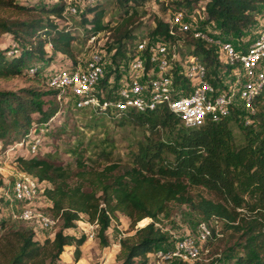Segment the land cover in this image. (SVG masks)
Returning <instances> with one entry per match:
<instances>
[{
  "label": "trees",
  "instance_id": "16d2710c",
  "mask_svg": "<svg viewBox=\"0 0 264 264\" xmlns=\"http://www.w3.org/2000/svg\"><path fill=\"white\" fill-rule=\"evenodd\" d=\"M147 1L118 0L121 17L113 25L110 19L103 20L106 8L98 0L86 3L80 21L73 24L69 19L72 14L64 12L63 0H0V9H15L27 16L24 19L0 16V34L9 32L20 47L18 53L0 49V77L21 75L26 72L24 67L28 61L37 59L49 63L45 80L54 66L53 53L67 56L75 63L78 60L75 42L81 41L83 45L91 35L99 32H107L110 40L105 47L107 52H112L113 63L133 52L132 46L142 33L167 37L169 24L155 13L143 24L145 30L141 28V20L135 22L137 6ZM200 1L169 0L163 9L164 12L188 10ZM261 1L204 0L203 22L216 20V26L227 39L230 34L238 35L254 23ZM80 25L85 26L82 40L76 34ZM186 38L185 47L194 46V51L202 54L207 65L214 69L217 64L214 47L207 48L199 38ZM35 71L34 78L42 80L40 69L36 67ZM56 91L32 86L0 89V138L7 144L12 142L13 136L20 135L21 140L32 125L48 121L58 111V102L49 97L55 98ZM69 104L74 107L71 100ZM254 106L252 123L242 126L241 141L228 122L231 118H239L235 115L188 127L166 108L127 111L118 123L143 127L145 136L136 140L130 163L123 166L109 162L111 150H106L105 146L99 154L108 164L101 168H85L78 148H68L76 159L78 171L73 170L71 163H57L40 154L16 155L13 161L17 169L49 183L43 187L42 194L50 201L46 209L58 219L59 227L51 237L41 241L35 237L33 228L8 227V221L0 215V264H54L68 246L73 247V258L77 261L88 236L84 232L77 236L65 229L75 227L84 215L88 222L97 220L99 242L108 248L109 213L116 212L128 216L130 223L148 219L132 237L120 239L118 253L119 264H146L149 252L169 244L166 243L168 235L156 222L171 201L187 204L203 219L215 216L221 224V232L232 230L245 237L242 244H235L226 251L233 253L237 246L244 249V254L235 257L232 264H264V254H259L264 250V225L261 229L256 228L254 221L247 225L248 221L238 210L247 204V196L254 199V207H264V92ZM178 121L182 127L174 131ZM51 124L48 131L53 132L56 121ZM253 124L257 129L252 128ZM168 128L172 130L165 132ZM116 169L119 172H115ZM73 175H78V180L72 181ZM2 183L0 179V186ZM214 231L212 228V236L206 243L222 236ZM259 235L263 237L258 239ZM178 264L191 262L179 260Z\"/></svg>",
  "mask_w": 264,
  "mask_h": 264
},
{
  "label": "built area",
  "instance_id": "2783aa9c",
  "mask_svg": "<svg viewBox=\"0 0 264 264\" xmlns=\"http://www.w3.org/2000/svg\"><path fill=\"white\" fill-rule=\"evenodd\" d=\"M63 1L66 14L79 12L76 0ZM260 4L262 8L256 12L254 23L245 29L247 35L243 31L230 34L227 39L216 25L207 28L204 23L197 27L187 9L168 10L162 17L169 24L167 37L142 33L132 46L133 52L115 63L112 52L104 47L93 49L84 62L80 58L75 63L68 59L52 69L44 87L57 90L55 98L60 102L71 100L75 108L109 118L121 117L130 110L148 112L166 108L188 127L233 115L243 120L244 125L251 124L254 102L264 92V0ZM100 33L91 35L88 43L93 44ZM186 37L199 38L207 48L214 47L217 62L214 69L207 65L202 54L194 51V46L185 47ZM35 69L29 67L30 71ZM56 113L44 124L32 125L17 142L21 145L17 155L42 153V135L51 128ZM17 174L10 190L9 199L15 202L11 216L35 222L42 230H51L58 219L44 206L30 204L42 194V182L19 169ZM17 202H23L20 208L15 205ZM109 216L112 219L110 213ZM87 223L98 227L97 220ZM212 228L217 236L223 234L215 216L199 220L196 233L178 236L149 252L146 264L196 260L211 238Z\"/></svg>",
  "mask_w": 264,
  "mask_h": 264
},
{
  "label": "rangeland",
  "instance_id": "374dc122",
  "mask_svg": "<svg viewBox=\"0 0 264 264\" xmlns=\"http://www.w3.org/2000/svg\"><path fill=\"white\" fill-rule=\"evenodd\" d=\"M96 1V0H95ZM106 8V15L104 16V21L110 19V24H115L119 19V12L121 11V6L118 4V0H98ZM164 1V0H163ZM169 0H149L143 5L137 6L138 14L135 18V22L141 20L142 24H146L148 20L157 14L160 17H163L166 12H164V3ZM204 0H201L195 7L188 9V12H191V18H195L196 26L199 27L204 22ZM87 4L84 0H76V6L79 10L78 13L69 15L71 24L79 22L81 19V13L84 11V8ZM259 8L262 6L259 4ZM0 16H5L7 18H27L25 14L15 10V9H0ZM217 25L216 20H210L205 23L207 28H212ZM141 28H144L143 25ZM85 26L80 25L77 29L76 34L78 38L82 40L84 35ZM138 29L137 31H139ZM248 30H244L243 35L246 36ZM107 32H101L99 36L95 39L93 44L84 43L82 45L81 41H76L75 46L77 49L76 53L78 54L77 58H80L83 62L89 57V54L93 49L105 47L107 44ZM0 49L7 51V53H18L20 47L18 43L12 38V35L9 32H3L0 34ZM47 50H50V47L47 46ZM52 62L54 66L52 69H55L58 64L65 62V59H68L67 56L59 55L58 53H53ZM36 61V62H35ZM46 61H39L37 59H32L28 61L27 65L24 67L25 73L21 75L11 76V77H0V89H10L17 90L20 87L32 86L46 91L44 87V77L48 73ZM29 66H35L37 69H40L39 77L42 80H36L34 78V71L29 70ZM50 99H54L55 102H58V111L56 113V129L51 132H44L42 137L43 141L40 145L41 156L48 157L51 160H54L57 163L66 164L71 163L73 170L78 171V166L74 155L69 153L68 148L76 146L78 150L82 153L81 160H84L86 167H97L101 168L106 163L105 159L99 150L104 146L106 150H111L109 162L115 161L121 164V166L130 163L131 151L134 148V144L137 139H142L145 136L144 128L131 125H120L118 120L120 117L109 118L104 116H99L94 114L90 110L78 109L75 107H69L70 104L61 102L55 99L54 97L49 96ZM48 96L45 97L47 100ZM229 124H232V131L238 138L242 140V126L243 120H233V118L228 121ZM182 127V124L178 121L174 125L173 129L176 131L178 128ZM252 128H256L255 124L252 125ZM171 129H166L165 132L171 131ZM12 138V137H11ZM20 135L13 136L11 143H5L4 139L0 138V179L2 180V186H0V207H1V218L8 221V227L12 228H33L36 230L35 237L43 241L47 236H52L54 231L59 227V221L56 222L55 226L51 230H42L37 223L19 220L11 216V210L15 202L10 201L11 196V185L12 181L17 174V165L13 161L14 157L17 155L21 145H18L20 140ZM111 143V144H107ZM115 172H119V169H116ZM78 180V175L72 176V181ZM49 183L47 181L42 182V187L47 186ZM6 192H8L6 194ZM248 200L245 206H241L238 210L241 212L242 217L248 221V224L254 221L256 228L261 229L264 225V210L263 205L261 207H254L252 203L254 199L252 197H246ZM13 203V204H11ZM23 202H17L15 205L21 207ZM47 203L50 204V201L41 194L36 197L31 205L44 206L47 208ZM40 204V205H39ZM15 208V207H14ZM86 216L76 222V226L73 228L65 229L66 232L72 233L75 235H80L81 233H86L88 239L84 243V252L81 256L82 260L79 264H100L99 256L103 255V246L99 242L97 235L98 227H90L86 221ZM203 219L195 211L191 210L187 204H181L174 201H171L168 205V208L165 212L160 213L156 225L159 226L167 235L168 241L166 243H171L172 240L178 236L187 234V233H196L197 223L199 220ZM148 219L145 218V222ZM131 220L128 216L122 212H116L112 215L110 226L106 229V233L109 239V248H106L107 251L113 250L107 261L104 264H119L120 260L118 257L117 250L120 245V239L123 237H132L135 230L144 224V221H139L136 223H130ZM247 223V222H246ZM221 225V224H220ZM223 234L220 238L210 240L196 260L192 261L191 264H232L235 257L244 254V249L242 246H237L233 253H226L229 251L228 248L232 247L235 244H242L245 237H240V232L222 230ZM2 230H0V233ZM119 234H121L119 238ZM263 237L259 235L258 239ZM72 248H66L64 252L60 255V258L55 261L54 264H75L76 260L73 258ZM118 248V249H117ZM259 254H264V250L260 251ZM231 255V257H229ZM179 260H174L170 264H178Z\"/></svg>",
  "mask_w": 264,
  "mask_h": 264
},
{
  "label": "crops",
  "instance_id": "0c3cea01",
  "mask_svg": "<svg viewBox=\"0 0 264 264\" xmlns=\"http://www.w3.org/2000/svg\"><path fill=\"white\" fill-rule=\"evenodd\" d=\"M47 204H49V203H47ZM83 245H85V244H83ZM82 245V247H81V255H80V258L75 262V264H79L80 263V261L82 260L81 258V256H83V252H84V246ZM70 247H72V246H68L67 248L68 249H70ZM103 248H105V247H103ZM109 248V247H108ZM118 249V248H117ZM119 250H120V247H119V249L117 250V252H119ZM113 253V250H111V251H107L106 250V248L103 250V255L101 254L100 256H99V258H100V264H104L106 261H107V259L110 257V256H112L111 254ZM114 254V253H113Z\"/></svg>",
  "mask_w": 264,
  "mask_h": 264
}]
</instances>
